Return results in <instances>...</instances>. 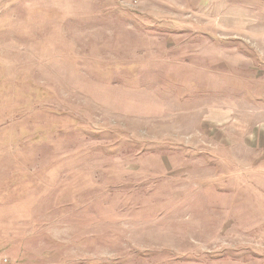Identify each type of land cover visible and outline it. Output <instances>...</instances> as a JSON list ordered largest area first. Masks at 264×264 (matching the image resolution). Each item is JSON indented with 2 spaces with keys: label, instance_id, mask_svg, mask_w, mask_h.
<instances>
[{
  "label": "rangeland",
  "instance_id": "obj_1",
  "mask_svg": "<svg viewBox=\"0 0 264 264\" xmlns=\"http://www.w3.org/2000/svg\"><path fill=\"white\" fill-rule=\"evenodd\" d=\"M0 264H264V0H0Z\"/></svg>",
  "mask_w": 264,
  "mask_h": 264
}]
</instances>
